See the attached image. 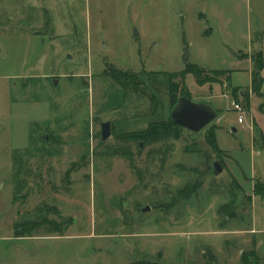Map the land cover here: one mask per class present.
<instances>
[{
    "label": "rangeland",
    "instance_id": "1",
    "mask_svg": "<svg viewBox=\"0 0 264 264\" xmlns=\"http://www.w3.org/2000/svg\"><path fill=\"white\" fill-rule=\"evenodd\" d=\"M257 51L264 0H0V264H264V83L241 113L188 73L218 117L139 136L179 97L165 72L228 70L247 90Z\"/></svg>",
    "mask_w": 264,
    "mask_h": 264
},
{
    "label": "trees",
    "instance_id": "2",
    "mask_svg": "<svg viewBox=\"0 0 264 264\" xmlns=\"http://www.w3.org/2000/svg\"><path fill=\"white\" fill-rule=\"evenodd\" d=\"M252 70H251V86L246 91L244 97H242L241 92L243 89L240 87H233L231 84V71L228 70H207L197 64L187 62L186 68L182 71L178 72H165L168 76V83L170 86L171 94L173 96H179L177 99H172L171 103V110L177 104L178 99L181 96H188L190 97V93L186 86V75L188 73H193L197 79V82L200 85L204 84H214V83H221L227 84V87L230 89L232 88V93L234 96H241L244 102V107L246 109H250V92L253 93H261V86L264 83V53L262 51L255 52L252 56ZM114 78L119 81L123 82L128 80L129 82L133 80L134 83H138L139 80L136 78L137 75L126 73L122 70H115L113 71ZM224 76V78H221ZM131 79V80H130ZM184 129L178 125H175L172 121L171 115L170 118L165 122H152L150 123L149 127L140 133L139 136L146 138L148 140L158 139L161 136H178L179 130ZM137 135L131 134L128 136L131 139H135ZM210 138H207L208 143L211 145L214 150H219V147L216 142L215 137V129L210 132ZM255 194L264 198V193L259 190V186L255 183ZM194 191L190 185H187L184 189L179 191L180 195L183 194H190ZM39 227L38 223H24L21 225H17L15 229V236H27L32 235V233ZM145 264V263H142Z\"/></svg>",
    "mask_w": 264,
    "mask_h": 264
},
{
    "label": "water",
    "instance_id": "3",
    "mask_svg": "<svg viewBox=\"0 0 264 264\" xmlns=\"http://www.w3.org/2000/svg\"><path fill=\"white\" fill-rule=\"evenodd\" d=\"M138 34V33H136ZM71 57V55H68ZM55 84H57L55 82ZM246 91L241 92L244 97ZM218 117L217 109L208 102H195L188 96H181L177 104L171 110V118L175 125L188 129L192 132H199L209 125L213 120ZM101 140L100 143L104 144L105 141L112 134V124L110 121L101 122ZM237 131V128H233ZM223 171V166L220 161H214L213 173L220 174ZM149 206L143 208V211H148Z\"/></svg>",
    "mask_w": 264,
    "mask_h": 264
},
{
    "label": "built area",
    "instance_id": "4",
    "mask_svg": "<svg viewBox=\"0 0 264 264\" xmlns=\"http://www.w3.org/2000/svg\"><path fill=\"white\" fill-rule=\"evenodd\" d=\"M233 107H234V109H235L236 111H238V112L243 113V112L245 111V107H244L243 105H241L240 103L233 102ZM239 122H240V123H243V122H244V116H243V114H241V115L239 116Z\"/></svg>",
    "mask_w": 264,
    "mask_h": 264
},
{
    "label": "crops",
    "instance_id": "5",
    "mask_svg": "<svg viewBox=\"0 0 264 264\" xmlns=\"http://www.w3.org/2000/svg\"><path fill=\"white\" fill-rule=\"evenodd\" d=\"M250 74H251V70H250ZM263 76H264V74H263ZM252 78V77H251Z\"/></svg>",
    "mask_w": 264,
    "mask_h": 264
}]
</instances>
